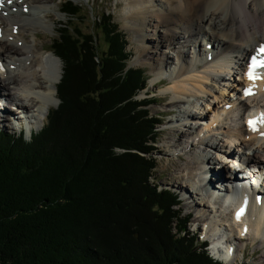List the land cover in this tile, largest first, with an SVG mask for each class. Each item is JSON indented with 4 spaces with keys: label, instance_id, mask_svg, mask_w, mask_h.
I'll return each mask as SVG.
<instances>
[{
    "label": "trees",
    "instance_id": "trees-1",
    "mask_svg": "<svg viewBox=\"0 0 264 264\" xmlns=\"http://www.w3.org/2000/svg\"><path fill=\"white\" fill-rule=\"evenodd\" d=\"M62 7L77 17L72 1ZM93 29L104 50L95 33L61 26L54 53L68 72L42 129L28 142L0 132V264H222L185 230L178 195L150 181L158 119L148 107L157 100L136 98L147 87L144 70L128 66L111 14L94 19ZM59 128L64 149L48 150ZM138 199L154 210L138 213L151 243L119 245Z\"/></svg>",
    "mask_w": 264,
    "mask_h": 264
},
{
    "label": "bare ground",
    "instance_id": "bare-ground-1",
    "mask_svg": "<svg viewBox=\"0 0 264 264\" xmlns=\"http://www.w3.org/2000/svg\"><path fill=\"white\" fill-rule=\"evenodd\" d=\"M125 1L128 4V14H130L127 17L128 22L130 24L137 22L134 28L127 25L125 27L135 31L140 37L139 41H141V44H138V46L146 48L143 54L136 58L140 60L145 58L147 60L145 63L153 66L152 68L155 71L157 70L161 76L158 77L157 75L151 84L152 87L155 88L161 84H165L166 86L168 82L167 86H171L172 79L177 78V80L174 79L169 89V91H173L176 97L169 101L164 112L174 114L173 112L178 110V116L174 119H169L166 124H169V127L173 124L175 126L188 127V130L180 129L181 138L177 141L173 136L172 138L169 137V143L167 142L169 145L167 147L168 150L166 149L167 153L177 152L175 153L176 156L178 154L184 155L187 158L188 165L192 166L193 169H197L195 167L197 163L193 159L194 155H197L198 167L199 165L205 166H203L205 168V177H202L203 182L205 181L204 187L209 184V178H211L210 186L206 190L207 192H203L205 188L195 187V184L190 183L187 185L186 189H191V193L189 196L185 195L183 197L188 201V204L192 207L198 204V206H201L202 201L205 199L207 203H211L210 213L218 212L212 200H217V204H221L222 199H216L218 198L217 195H220L221 198L225 190L224 185L228 186V184H232L230 183V178L239 179L242 171L245 169L253 168L255 165L261 167V170L260 168L258 170L259 174L256 175V179L251 182L255 188V194L263 196L261 206H255V201H253L249 206L245 218L238 219L237 222L233 220L232 215H224L227 225L226 223H218L217 219L210 220L212 222L210 224L211 228L208 229V234L210 232H213V235L219 233V228L225 235L226 232H235L233 236L231 234L228 237L225 236V240L217 238L221 245H225L222 248V253L213 251V256L224 264H230V261H234L235 263L237 255L242 252L243 241L248 237H252L253 239L255 237L258 238L259 235L264 233V187L259 190V187L262 186L261 181L264 179V151L261 149V146H258L254 151L252 146H250V143H255V145L264 144V134L262 133L264 129L263 131L254 132L242 123L234 133L222 132L223 144L222 147L217 149L222 154L221 157L224 155V159H228L226 157L231 155L229 149L235 144L239 148H245L250 152L247 160H239L240 164H238L234 171V176L229 177V172H226L225 175L223 169L209 163L211 162V157L207 154V152L215 149V144H213L212 140L214 133H220L218 132L221 129L219 128L220 121L218 117L210 116L206 127H202L200 122L204 120L205 116L199 113L200 117L195 122V113H191V110L189 112L184 107L186 104H189V100L185 96L196 97L198 92L202 95L201 98L206 97V101L210 98L216 103V106L221 105V114H228L232 111L228 110L225 112L223 110L225 103L223 101L222 103L217 102L219 97H222L223 91H220V94L217 95L215 90L210 88L208 91L207 87L206 89L204 87L208 81H214V77L221 78L219 73L224 71L225 68L229 69L227 68L228 66L224 64L220 65L215 72L216 74H208L209 76L197 72L200 66L207 67V65L215 63L219 56L220 58H227L228 56L225 54L227 51L216 53L217 51L226 49L230 50V53H236L232 57V61L237 66L236 75L239 77L243 57H251L256 47L260 49L264 48V0ZM52 2L53 0H0V6H4V8L0 9V54H2L0 57V85L4 86L3 90L5 89L4 92L0 91V101H2L0 103V130H5V127L10 128L12 131L17 132L18 137L27 133L31 139L32 135L37 134L38 132L34 123L44 121L50 106L56 103V86L61 79V65L58 58L47 49V45L44 43L45 35L42 32V30L47 32L52 29L55 23V18L50 16V4ZM150 10L153 11V16L149 15ZM163 10L164 13H161L160 11ZM156 15L158 17H155ZM151 25H153L152 29L149 28ZM148 34L152 35L147 36ZM199 35H202V38L195 44L193 39ZM202 43L203 48L201 50L199 48ZM207 45H210L211 51H207ZM177 46L178 49L174 53H177L175 56L179 59V62L183 61V57H187L185 56L186 52L179 50L180 48L195 51L194 54L197 57L191 63L195 69L184 67L180 63L173 64L169 60L166 50H172ZM211 56L213 62L207 60ZM203 57L204 59H202ZM3 61L5 64H2ZM167 68L168 72L166 71ZM158 69L162 70L159 71ZM208 71L205 69L203 72L206 73ZM194 72L196 73L195 75L191 74ZM188 74L191 75L189 76ZM166 79H168V82H164ZM236 82L235 86L238 84L236 92L238 93L239 101L238 99L236 100L243 114L245 115V113L249 112L251 105L264 110V85H262V82L259 79L248 81L252 86L256 87L259 97H252V99L248 98L246 100H242L239 91L242 85L239 82V78L236 79ZM188 84L192 85L189 87ZM160 98L165 97H159V100ZM7 109L14 112V114L9 115L8 112L6 113L5 110ZM42 113L45 114L42 115ZM183 121H185L184 125H182ZM192 122L194 123L192 124ZM184 137L186 139H183ZM197 148L200 149L197 150ZM231 161L229 162L232 163ZM250 163L253 164L252 167L251 165L249 166ZM207 168L210 169L208 170ZM182 169L180 168L178 171L181 172ZM195 175L194 173L193 177ZM207 175L210 176L208 177ZM212 180L216 181L215 184H211ZM247 181L242 178V183H249L250 180ZM210 187H212V190ZM181 188L182 190L184 189L183 187ZM183 191L185 192V189ZM192 195L198 196L201 202L199 198L197 202L194 199L191 200L193 198ZM201 211L204 210L200 209V215H202ZM201 217L210 219L209 214ZM240 222L242 223L240 224ZM194 233H197V229ZM193 235L196 236L195 234ZM232 246L236 251L234 252L236 259L233 257L232 260L227 261V253H229L227 248H232ZM261 246H264V238L261 239L258 245V247ZM262 257L264 259V253Z\"/></svg>",
    "mask_w": 264,
    "mask_h": 264
},
{
    "label": "rangeland",
    "instance_id": "rangeland-1",
    "mask_svg": "<svg viewBox=\"0 0 264 264\" xmlns=\"http://www.w3.org/2000/svg\"><path fill=\"white\" fill-rule=\"evenodd\" d=\"M67 1H72L74 4H76L79 7V13L77 15V17H75V19H69L67 17V14H65L63 12V7L62 4L67 2ZM50 16H52V18H55V23L53 25V28L50 29L49 31H43L44 35H45V40L44 43L47 45V49L50 51V53H53V55L55 57H57L56 53H54V50L56 52L57 47H56V42L59 41V34H61V26L63 25H72V26H76L78 27V29H80L79 31H81L82 33H95L96 35V39L98 40L97 42V46L101 49L104 50L105 48V43H104V38L103 36L99 34H97V32L95 31V29H93V21L94 19H96L97 17H99L101 14H103L104 12H107L109 14H111L112 16V20H113V24L117 27V32H119V34L122 36L123 40H126L127 44H126V50H128L129 53H131V58L130 60L127 62L128 66L130 67H139L142 68L144 70V76L147 79V87L145 90H143V93H141L140 95H138L136 98L137 99H144L145 97V93L148 94V97H152L155 100V104L150 105L149 111L151 115H155L156 118L158 119L157 121V139L155 141V151L151 154V160L154 162V169L152 177L150 179V181H153L156 184V187H159V190L161 189H169L171 191L175 193H177V200L179 203L178 208L180 209V213L184 216H189V222L187 224V227L185 228V230L187 231V233L191 236H193V234L196 235L195 238L198 239V244L202 242L203 239H205L204 234L207 235L208 237V242H209V246L206 249L207 254L209 255V257L214 253L217 252L218 249H222L223 247H225L224 244H220V242L218 241V239L213 236V232L208 234V229L211 228V222L210 220L213 219H217L218 223L222 224V223H226L224 220V215H230L228 211V207L230 206V203H223L221 202V204H217L218 202H216L217 200H212V203L214 206H216V209L218 212L216 213H210L211 211V203H207V201L204 199V201H202V205L201 206H190L188 204V201L185 200V195H190L191 193V189H186L187 185L191 184H195V187L198 188H205V190H203V192H205L207 190V187L210 186V179L209 178V184L207 186L204 187L205 181L203 182L202 177H205L204 174V167L199 165L198 167V157L197 155L193 157L194 161H196L197 163V169H193L192 166L188 165L187 163V158L184 157V155H180L178 154L176 156L175 153H167L168 150V141H169V137L173 138L177 141L178 139L181 138V134H180V129L182 130H188V127H184V126H175L174 124L171 125L169 127L168 123L169 119L171 118H175L178 116V110H176V112H173L174 114H171V112H164V109H166L168 106L169 101H171V99H173L174 97H176L173 94V91L169 89L171 88L174 79L177 80V78L172 79V84L171 86H167L169 84V82L167 81L168 79H166L164 82H168V84L166 86H161V87H157V88H153L152 87V82L154 81V79L157 77H161L158 73V71L156 72L154 70V68H152L153 66H150L148 64H146L145 62L147 61L145 58L143 59H137L136 57L141 56L143 54V51L146 49L145 47H140L138 46V44H141V41H139L140 37L138 36V34L135 31L129 30L128 28L125 27V25L127 26H132V28H134V26L137 24V22L130 24L127 20V17L130 16V14H128V4L125 0H53V2L50 4ZM161 13H164L163 11H160ZM159 12V13H160ZM135 15V14H132ZM139 15V14H138ZM149 15H154L153 11L150 10L149 11ZM155 17H158V15H156ZM155 22V21H153ZM49 23V22H48ZM155 24V23H153ZM150 29L153 28V25H151L149 27ZM173 30H175L174 27H172ZM152 34H148L147 36H150ZM202 38V35H199L198 37L194 38L193 40L195 41V44L197 43V41H199ZM187 41H189V39H187ZM137 44V45H136ZM58 45V42H57ZM203 43L201 44V47L199 49L202 50L203 48ZM181 47V46H180ZM56 48V49H55ZM175 48V47H174ZM172 50H166L167 55L169 56V60L175 64V63H180L182 66L184 67H190V68H194L193 64H191L194 60V58L196 57V55L194 54L195 52L193 50H187V48H180L179 50H183L185 51V56H187L186 58L183 57V61L179 62V59L175 56L177 53H174V51L176 49H178V46L175 49ZM222 51H227L225 52V54H227V58L226 60H224L222 62V64L227 65L229 69H226L224 71L220 72L221 78L218 77H214V81H208L205 84V89L207 87V90L209 91L210 88L212 90H215L217 92V95L220 94V91H223V95L222 97H219V99L217 100V102L225 103V106L228 105L230 106V108L228 110H232L230 113L228 114H221V105L220 106H216V103L212 101V99H207V101L204 98H201L202 95L200 93L197 92V96L196 97H187L185 96V98L187 100H189V104H186L184 107L187 108L191 113H195L196 115V119L194 120L196 122L197 118L200 117L199 113H201V115L205 116L204 120H202L200 123L205 124L202 127H206L208 120L210 119V116H215L218 117V120L220 121L219 124V128L220 133H214L213 136V144H215V149H212L211 152H207V154L209 155V157H211L209 162L210 164L214 165V166H219V168L224 170V174L226 175V172L228 173L230 170V165L231 163L229 162L228 166L225 164L227 161L232 160L231 162H235L237 160H247V156L250 155V152L247 151V149L245 148H239L236 144L232 145L230 147V153L231 155L226 157L228 159H224L221 158V155L219 153V151H217V149H219V147H222L223 141H222V132H230V133H234L237 128L242 124L243 119L242 117V113L243 111L241 110L240 106L238 105V102L236 99L238 98V93L237 91V86L236 85V79H238L239 77L236 75V69L237 66L234 65V62L232 61V57L234 56V54L236 53H230V50H226L223 49L221 51H217L216 53L218 54L219 52ZM173 53V54H172ZM2 56V54H0V57ZM231 56V58H229ZM58 60L60 61V65H61V79L59 81V83L57 84V86H60L62 83V81L64 80V77L67 75V67L64 66L63 62L60 60L59 57H57ZM204 59V57L202 58ZM220 59V56H219ZM185 61V62H184ZM184 62V63H183ZM2 64H5V62L3 61ZM212 65V66H211ZM217 61L213 64H209L207 65V67L205 66H200L199 67V72L205 74V76H209L208 74H212L214 72H216L215 70H217ZM66 67V69H65ZM205 67V68H204ZM209 67V68H208ZM211 67V68H210ZM173 66L171 67L172 70ZM195 69V68H194ZM206 69V71L208 72H203ZM208 69V70H207ZM159 70V69H158ZM162 70V69H161ZM159 70V71H161ZM168 72V68L166 70ZM163 71V72H166ZM213 71V72H212ZM193 75H195L196 73H191ZM191 74H188L189 76ZM173 75V74H172ZM200 75V74H199ZM202 75V74H201ZM174 77V75H173ZM238 77V78H237ZM1 81V80H0ZM238 81V80H237ZM162 82V83H164ZM1 84V82H0ZM192 84H188V86L190 87ZM56 86V89H57ZM2 85H0V91L4 92ZM236 88V90H235ZM206 91V92H208ZM206 95V94H205ZM165 97V98H161L159 100V97ZM237 97V98H236ZM2 101H0L1 103ZM59 95H57L56 93V103H54L52 106H50L49 110H57L59 107ZM230 103V104H229ZM195 104V105H194ZM227 110V111H228ZM5 112L9 115L14 114V112L10 111V110H5ZM70 111L66 112V115H68ZM49 111L46 113L48 114ZM45 113H42V115H44ZM63 116V120H61L64 128V125L67 123V118ZM65 118V119H64ZM47 122V119L45 118L44 121H41L40 123H34L37 129V132H39L42 129V126ZM194 122H192L193 124ZM185 123H183L182 125H184ZM188 124V123H187ZM7 125V124H6ZM9 126V125H7ZM188 126V125H186ZM178 127V128H177ZM40 129V130H39ZM173 129V130H172ZM58 132H54L52 136H49L47 138H49L46 141V146L48 147L47 149L49 150V147L52 149L55 146L56 150H60L62 149L63 151V143H62V147L61 145V138L64 137V129H58ZM2 133L5 132L9 135H13V136H17V132L12 131L10 128H6L1 129L0 130ZM34 131V130H33ZM29 135L27 133H25V135H21L20 137L28 142L29 141ZM187 137V136H186ZM186 137H184L183 139H186ZM66 140H69V145H71L70 141L71 136L68 134L66 136ZM168 142V143H167ZM262 142V141H260ZM259 142V143H260ZM250 143V142H249ZM253 148V151L256 150L258 148V146H261V149H263L264 151V144L261 143L260 145H255L250 143ZM200 147V146H199ZM71 148V147H70ZM167 149V150H166ZM200 149V148H199ZM197 148V150H199ZM117 152H121V150L116 149ZM68 147H67V153L68 152ZM202 152V151H201ZM252 152V151H251ZM59 154V153H58ZM57 154V155H58ZM77 152H75V156H76ZM169 154V155H168ZM171 154V155H170ZM226 160V161H225ZM251 165V167L253 166L252 163L249 164V166ZM229 167V168H228ZM182 169L181 172L178 171L179 169ZM261 170V167L259 165H255L253 166V168H247L245 171H243V175H245L246 177H248L251 179H256V175H258V170ZM208 169V168H207ZM194 173L196 174L194 177ZM247 174V175H246ZM182 175V176H181ZM252 175H255L252 177ZM208 177L210 175H207ZM201 179H200V178ZM213 182L211 184H215V180H212ZM137 182V180H136ZM152 182V183H153ZM207 183V180H206ZM262 186L259 187V190H261V188L263 189L264 187V179L261 181ZM183 187L185 189V192L182 190ZM141 187V186H140ZM212 187H210L211 189ZM209 189V188H208ZM212 190V189H211ZM189 191V192H188ZM207 192V191H206ZM204 194V193H203ZM262 194V193H261ZM207 195V194H206ZM205 195V196H206ZM193 198L191 200L194 199L195 202L198 201V196L192 195ZM201 199L199 198V201ZM201 202V201H200ZM204 203V205H203ZM206 203V204H205ZM222 205V206H221ZM135 206L136 209L134 208V211H131L130 214L132 215L131 218H129V221H127L128 223H123L121 224V231L123 228V235L122 238L120 239V243L119 245H128V242L130 243L131 241H133L134 239L137 240L138 238L140 239V242L142 244H146L147 242L151 243V236L154 235L151 228L149 227L148 230H146V228L144 226H142L140 224V219L139 217L141 216L138 213H141V209L144 210L145 212L148 211L150 212L152 215H154V210L152 209V211L150 210V206L142 205V203L140 202V200L138 199L137 202H135ZM200 209H203L204 211H201V214L199 213ZM129 214V212H128ZM129 214V215H130ZM210 215V219L208 220L207 218H202L201 216L205 217L207 215ZM120 225V224H119ZM197 229V233H194V231ZM219 232L221 234H224L223 237L225 238L228 237V235H234V233L232 232H226L222 233L221 229H218ZM135 232L138 233V235L135 234ZM218 232V231H217ZM186 233V234H187ZM152 234V235H151ZM264 238L262 236H258V238L255 237V239H253L252 237H248L245 241H243V245H242V252H240L241 254L237 255V260L235 262V264H264V259L262 257L263 253H264V246L258 247L259 243L261 242V239ZM220 240V239H219ZM142 246V245H139ZM144 246V245H143ZM119 250H122L121 248H118ZM244 250V251H243ZM214 251V252H213ZM244 252V253H243ZM211 258V257H210ZM235 259H236V255H235Z\"/></svg>",
    "mask_w": 264,
    "mask_h": 264
},
{
    "label": "snow or ice",
    "instance_id": "snow-or-ice-1",
    "mask_svg": "<svg viewBox=\"0 0 264 264\" xmlns=\"http://www.w3.org/2000/svg\"><path fill=\"white\" fill-rule=\"evenodd\" d=\"M251 78V77H250Z\"/></svg>",
    "mask_w": 264,
    "mask_h": 264
}]
</instances>
